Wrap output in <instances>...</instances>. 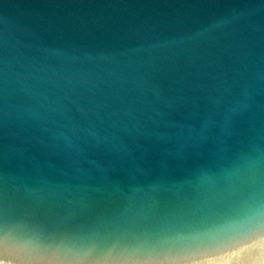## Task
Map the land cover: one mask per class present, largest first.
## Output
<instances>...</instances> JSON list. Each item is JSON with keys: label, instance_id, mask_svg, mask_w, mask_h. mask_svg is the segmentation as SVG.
Instances as JSON below:
<instances>
[{"label": "water", "instance_id": "1", "mask_svg": "<svg viewBox=\"0 0 264 264\" xmlns=\"http://www.w3.org/2000/svg\"><path fill=\"white\" fill-rule=\"evenodd\" d=\"M0 264H264V0H0Z\"/></svg>", "mask_w": 264, "mask_h": 264}]
</instances>
